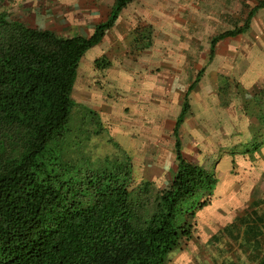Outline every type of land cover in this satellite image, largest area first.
<instances>
[{
	"label": "rangeland",
	"instance_id": "1",
	"mask_svg": "<svg viewBox=\"0 0 264 264\" xmlns=\"http://www.w3.org/2000/svg\"><path fill=\"white\" fill-rule=\"evenodd\" d=\"M2 1L3 8L14 18L33 27L43 28L50 24V17H60V34L64 35L79 34L76 23L81 18H86L82 33L89 34L88 28L98 20L94 16L109 3ZM148 2L140 5L142 12L150 9L148 14L137 17L131 25L129 17L135 9L127 10L121 22L126 34L120 45L114 44L98 57L105 59L95 64L103 47L99 44L82 57L79 68L88 63L91 67L75 84L65 136L48 144L47 163H60L64 152L73 158L74 172L81 168L114 169L115 162L123 161L127 154L133 167L132 186L144 181L155 188L167 186L177 165L172 130L176 111L189 83L204 67L203 77L190 94L191 109L179 135L185 158L210 168L219 183L211 204L198 209L191 218L192 223L196 222L192 239L171 251L166 264H221L216 243L210 238L218 228L216 218L226 214L223 205L230 204L228 193L232 195L233 191L231 187L227 189L226 163L243 150L250 151L248 154L264 150L263 127L255 133L256 127L262 126L260 119L264 120L260 114L264 112V102L253 101L251 92L254 85L264 87V9L256 14L249 31L221 41L209 62L211 38L241 25L256 0H154L160 7L158 13ZM148 41L155 44L153 51L144 47ZM107 61L109 67H98ZM136 141L140 145L132 146ZM234 146L238 147L233 149ZM235 213L231 210L232 215ZM180 250L186 251L187 258L174 262L172 258ZM235 253L240 257L230 260L231 256H227V264H250L238 248L230 254L234 257Z\"/></svg>",
	"mask_w": 264,
	"mask_h": 264
},
{
	"label": "trees",
	"instance_id": "2",
	"mask_svg": "<svg viewBox=\"0 0 264 264\" xmlns=\"http://www.w3.org/2000/svg\"><path fill=\"white\" fill-rule=\"evenodd\" d=\"M134 1L114 0L86 36L30 26L0 0V264H166L171 251L192 239L191 218L211 204L219 179L185 158L179 135L204 67L182 97L173 126L177 165L167 186H132L127 154L114 169L74 172L64 152L60 163H47L48 144L65 136L82 57ZM261 9L264 0H256L241 25L211 38L209 62L217 45L246 33ZM251 92L253 101L264 102V87Z\"/></svg>",
	"mask_w": 264,
	"mask_h": 264
},
{
	"label": "crops",
	"instance_id": "3",
	"mask_svg": "<svg viewBox=\"0 0 264 264\" xmlns=\"http://www.w3.org/2000/svg\"><path fill=\"white\" fill-rule=\"evenodd\" d=\"M148 1H150L151 3ZM58 2H60V0H58L57 3ZM95 2L101 5L103 2L105 3L106 0H100V1L95 0ZM108 2L109 3H105L106 4L105 9L100 11L98 15L94 16L98 20L96 22H93V25L90 26L91 28H88L89 34H87L86 36L92 33V30H94V27L98 22L107 18L114 0H108ZM144 2H148L149 5L151 6V9L156 10L158 13L160 7L156 5L154 0H146V1L136 0L130 3L126 8L122 10L114 26L109 30H107V33H105L102 41L99 43V46L101 45L103 47L96 58H98L102 54H106L114 44L118 46L122 42L126 34V30L124 26H121V22L123 19H125V14L127 13V10L132 11V9H135L134 10L135 12H133L134 15L132 14V16L129 17L130 20L129 25H131V23L136 22L137 17L142 16V14L144 15L148 14L150 9H146V11L144 12H142L140 9V5L143 4ZM95 7L99 8L96 5ZM92 11H97V10L94 9ZM83 15L86 16V14ZM85 19L86 18H81L76 23V29H78L80 31L79 34L82 35H85L82 33V31L86 30V25H83ZM49 22H50L49 25H45V26L42 25V27L50 29L60 34V17H58L57 19L56 17L54 18L50 17ZM87 24L90 25V22ZM155 35L157 34L154 33V39L157 38L155 37ZM147 43L148 44H146L144 47L145 48L150 47V49L153 51L155 49V44H150L149 41ZM90 67H91V63H88L87 65H85V67L78 68L79 72L77 73V78L75 82L76 86L79 82L82 81L81 76H84L85 75L84 73H86L88 68ZM261 75H263L261 78L264 79V70ZM257 81L258 80H256V82ZM257 86H259V84L254 85L252 88L255 89V87ZM181 105H182V100L180 101L175 117H177V115L179 114ZM260 130H261V126L256 127L255 133L258 134ZM255 135L256 134H254V136ZM131 145L139 146L140 141L133 142L131 143ZM238 146H234L233 149L237 148ZM263 151L264 150L262 148H259L253 154L252 153L248 154L250 151L248 153H245V150H243L244 153L240 152L239 154L233 157L231 156V158L226 163L228 172L230 174L227 175V181H226L227 189L229 190V188L231 187L233 191H232V195L228 193V196L230 197L229 198L230 201L228 202L230 204L226 203L225 205H223V208L226 210L225 212L226 214L219 215L216 218L218 222L217 223L218 228L215 231L216 234H214L210 238L211 240L214 241V243H216V249L218 251V255L220 259H222L221 264H227L224 260L227 256L229 259L231 256L230 260L238 258L239 255L235 256L237 253L234 254V257H232V254H230L232 251H236L237 248L244 255H246L250 264H257L258 261L264 256V155L262 154ZM205 168L208 169L207 167ZM231 173L237 174L238 176H240V178L232 176ZM255 187L259 188L258 191L256 192L253 190ZM231 210H235L236 213L232 215ZM208 226L210 228V223H208ZM180 253L186 254V251L180 250ZM180 253L175 255L177 257L172 258L174 259V262L176 261L179 262L182 261V259L187 258V254L182 255ZM242 259H244L243 255H242Z\"/></svg>",
	"mask_w": 264,
	"mask_h": 264
}]
</instances>
